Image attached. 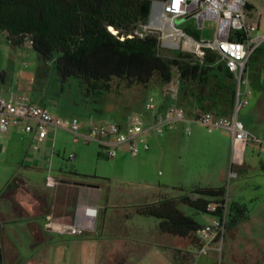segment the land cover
Listing matches in <instances>:
<instances>
[{"label": "rangeland", "instance_id": "374dc122", "mask_svg": "<svg viewBox=\"0 0 264 264\" xmlns=\"http://www.w3.org/2000/svg\"><path fill=\"white\" fill-rule=\"evenodd\" d=\"M250 1L254 4V8L250 6L253 8L250 17L260 24L258 31L264 33V0ZM211 25L206 21V26ZM179 26L197 29L193 18ZM204 35H210V31ZM177 50L175 47L162 48L161 52L170 56ZM248 69L252 77L248 86L249 104L241 109L239 117L246 124L253 122L257 125L259 113L260 125L264 129V43L249 58ZM0 72L6 74V82L0 83V96L25 93L35 104L46 106L56 114L78 116L83 122L91 123L116 122L134 114L142 115L148 98L154 96L158 103H163L171 85L156 79L148 86L126 87L116 79V90L97 102L92 97H85L76 81L63 83L55 64L43 60L30 42L22 47L14 46L7 33L2 31ZM222 81L232 88L235 83L234 79L223 75ZM259 81L260 87L257 86ZM172 82L178 84L177 75ZM183 97L188 99L185 95ZM229 97L224 92L222 102ZM214 108L219 109L217 105ZM52 132L54 134L55 130ZM156 139L157 136L151 135V148L141 149L138 156H133L126 145H121L112 157L98 142L75 143L73 134L62 129L55 133V137L50 136L47 141L39 143L23 128L11 127L7 133L0 132V193L10 181L13 182L6 195L0 197L3 239H11L18 253L74 254L91 250L98 254L97 264H119L122 261L125 264L191 263L199 253L197 249L188 247L193 253L183 251L181 248L185 247L175 237L162 233L158 218L137 214L136 206L159 200L166 192L179 194L180 191L174 190L176 187L190 189L194 177L205 179L209 176L214 180L218 175V162L201 154L189 158L182 154L173 163L162 160L159 150L153 147ZM252 143L250 141L247 146V159L252 156ZM72 153H76L74 160L70 159ZM50 177L56 178L58 183L49 186ZM63 180L82 184H66ZM224 187L229 203L238 201L248 205L249 217L235 230L226 229L222 252L211 250L209 254L201 255L198 263L264 264V173L255 170L247 175L240 174L237 179L225 180ZM23 201L32 203L35 211H27ZM87 205L98 207L96 230L55 232L52 225H45L56 221L59 215L70 219L77 208ZM182 209L192 214L190 208L182 206ZM48 214L52 215L51 220H46ZM31 216L36 218L20 219ZM213 217L208 213L196 215L202 224L212 221ZM35 224L41 225L48 241L36 243L33 240ZM74 225L80 228L77 223ZM85 237L92 238V249L86 250L76 242L72 243ZM2 247L4 251V245ZM174 255L182 261L176 263Z\"/></svg>", "mask_w": 264, "mask_h": 264}, {"label": "trees", "instance_id": "16d2710c", "mask_svg": "<svg viewBox=\"0 0 264 264\" xmlns=\"http://www.w3.org/2000/svg\"><path fill=\"white\" fill-rule=\"evenodd\" d=\"M155 0H0V31L9 42L22 47L30 42L40 57L53 62L59 79L76 81L85 97L98 100L116 90L117 79L126 87L148 86L156 79L171 83L177 75L181 95L193 97L218 113L228 114L234 102L233 88L222 81V75L233 79L215 54L199 58L178 49L164 55L159 35L136 34L141 24L148 23ZM187 32L200 39L193 28ZM6 82L0 72V83ZM227 92L230 97L222 102ZM216 96L215 98H213ZM214 105L220 109L215 110ZM227 112H222L226 111ZM9 182L0 193L3 198L11 188ZM179 194H165L159 200L136 206V213L156 217L160 230L176 238L184 247L199 250L204 241L199 237L203 224L197 214L208 213L209 203L228 204L229 231L248 219L249 207L244 202H228L226 187L198 185L190 189L176 187ZM192 210L188 214L182 209ZM131 216V214L129 215ZM32 218H25L29 220ZM2 220L0 218V256L3 255ZM36 237L44 232L33 225ZM0 264H4L0 257ZM119 264H125L123 261Z\"/></svg>", "mask_w": 264, "mask_h": 264}, {"label": "built area", "instance_id": "2783aa9c", "mask_svg": "<svg viewBox=\"0 0 264 264\" xmlns=\"http://www.w3.org/2000/svg\"><path fill=\"white\" fill-rule=\"evenodd\" d=\"M250 6V0H155L148 23L141 24L136 30V34L142 37L148 33L158 34L160 49L175 47L194 53L199 58L205 57L208 52L215 54L235 82L234 102L228 114L200 110L191 115L182 104H160L151 96L142 115L134 114L116 122L91 123L83 122L78 116L56 114L46 106L35 104L28 94L17 93L0 96V132L7 133L11 127L23 128L28 133H34L39 143L50 138L52 130L57 132L62 129L73 134L75 143L96 141L113 157L121 145H126L133 156H138L141 149H150V135L168 133L183 122L188 123L185 132L189 135L194 124L208 129L223 128L232 132L234 138L228 181L237 178L234 166L243 163L248 143L263 144L262 139L250 131L239 117L241 109L249 104V58L264 43V33L258 31L260 24L250 17L253 9ZM156 7H159L158 15L155 14ZM190 18L194 19L196 30L204 34L210 31V35L202 33L198 39L179 26ZM206 21L212 23L211 27L206 26ZM180 95L179 82H171L166 91L167 98L178 99ZM75 158L76 153H72L70 159ZM57 183L54 177L48 180L49 186ZM207 210L218 214L213 215V220L203 224L199 231V237L204 241L200 255H207L211 250L222 252L228 225L227 203L211 202ZM91 211L96 210L87 209L88 213ZM70 230L82 233L84 229L73 225Z\"/></svg>", "mask_w": 264, "mask_h": 264}, {"label": "crops", "instance_id": "0c3cea01", "mask_svg": "<svg viewBox=\"0 0 264 264\" xmlns=\"http://www.w3.org/2000/svg\"><path fill=\"white\" fill-rule=\"evenodd\" d=\"M251 5L254 8V4L252 2ZM260 21H261V15H260ZM248 72L251 81L252 77L249 69ZM258 84L259 85L257 86L260 87L262 85L261 81H259ZM164 103L166 105L182 104L186 107L188 113L191 115L195 114L200 110L208 109L205 105L200 104V102L197 99L193 97H188V99H184L182 95H180L178 99L166 98ZM215 110L217 109L215 108ZM222 112H227V110ZM257 121H258L257 125L253 124V122L251 124H246L245 122L244 123L250 131L255 133L260 139H262L264 144V129H262L260 125L261 120L259 117V113H258ZM187 125L188 123L183 122L180 124V126L177 129L173 131H170L165 134H158V135L154 134V136H157V139L153 142L154 150H159L160 157L162 160L170 161L171 163L175 162V160L182 157L180 156L182 154L187 158L198 157V155L200 154L202 156L209 155L213 157L212 160H214V162H218L216 164V170L218 171V175L216 176V178L212 180V178H209V176L205 179L194 177V180L192 181L191 185H193L192 187L202 184H207L216 187L224 186L225 180L228 179L227 170L230 168L231 157L234 146V138L232 132L223 128L208 129L205 126L194 124L191 125L192 133L189 135L185 132V127ZM55 133L54 134L52 133L51 136L54 135L55 137ZM28 134L32 136V139H37L34 133H28ZM47 140L48 139L43 140L41 142H45ZM252 142L253 143L251 145L252 148L251 158L247 159V147H246L243 163L234 166V169L239 173V176L240 174L247 175L248 173L253 172L255 170H259L264 173V145L260 143H256L254 141ZM204 157L206 158V156ZM239 176L237 178H239ZM62 182L66 184H73V183L82 184V182L79 181L73 182L71 180H63ZM83 184L89 187L96 186L95 184H90V183L89 184L83 183ZM165 194H168V192H166ZM24 208H26L27 211H33V209H30V207H24ZM33 208L35 211V207ZM88 208H93L96 210V212L88 213L87 212ZM98 217H99L98 207L87 205L77 208L75 212L72 214V217L70 219L66 218V216L64 215H59L56 221H51V222L49 221V223H45V225H52L54 227L52 231L66 232L71 229L74 223H77L79 227H81L85 231L90 232L96 230ZM25 218L35 219L36 217L34 218V216L33 217L31 216ZM25 218H20V219L23 220ZM46 218H47L46 220H51L52 215L48 214ZM40 226H41L40 224H35V227L37 228H40ZM33 240L36 243H42L48 241V238L45 235L39 237H36L34 235ZM91 240H92L91 237H85L82 239H75L74 241H72V243L76 242L77 244H79L80 247L83 246V248L88 250V249H92V246L90 245ZM31 244H33V242ZM3 245H4V251L2 258L4 260V264H97V260H98V254L92 252L91 250L83 251V252L81 251L74 254H69V253L52 254L48 251L18 253L16 251L17 248L15 247L14 243H12L11 239L7 241L3 239ZM5 245H9V246L6 247ZM181 249L188 253L194 252V251H190L188 247ZM196 255H197L196 259L189 264H200L198 263V261L201 255L199 253ZM174 258L177 259L176 263L182 261L179 260L178 257L175 255ZM183 261L185 262V260Z\"/></svg>", "mask_w": 264, "mask_h": 264}, {"label": "flooded vegetation", "instance_id": "af4514ba", "mask_svg": "<svg viewBox=\"0 0 264 264\" xmlns=\"http://www.w3.org/2000/svg\"><path fill=\"white\" fill-rule=\"evenodd\" d=\"M23 205H25L24 207H30V209H33V211H34V208H33L34 206L32 207V203L27 202V201H23Z\"/></svg>", "mask_w": 264, "mask_h": 264}, {"label": "bare ground", "instance_id": "6f19581e", "mask_svg": "<svg viewBox=\"0 0 264 264\" xmlns=\"http://www.w3.org/2000/svg\"><path fill=\"white\" fill-rule=\"evenodd\" d=\"M158 8H159V7H156V13H155L156 15L159 14V12H158ZM95 212H96V211H91V213H95Z\"/></svg>", "mask_w": 264, "mask_h": 264}, {"label": "water", "instance_id": "95a60500", "mask_svg": "<svg viewBox=\"0 0 264 264\" xmlns=\"http://www.w3.org/2000/svg\"><path fill=\"white\" fill-rule=\"evenodd\" d=\"M180 22V21H179ZM2 258V255L0 256Z\"/></svg>", "mask_w": 264, "mask_h": 264}]
</instances>
